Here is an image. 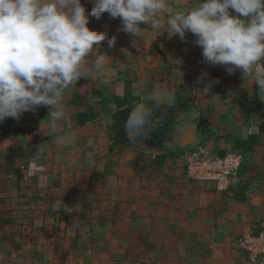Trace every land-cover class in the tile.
I'll use <instances>...</instances> for the list:
<instances>
[{
	"label": "crops",
	"instance_id": "1",
	"mask_svg": "<svg viewBox=\"0 0 264 264\" xmlns=\"http://www.w3.org/2000/svg\"><path fill=\"white\" fill-rule=\"evenodd\" d=\"M199 2L168 0L157 19L165 24ZM81 4L87 13L94 0ZM120 26L107 12L89 17V29L115 37V44L110 48L106 38L94 45L88 59L104 53L105 67L69 87L61 131H48L50 106L10 118L0 140V218L6 227L15 222L13 231L3 225L0 232L11 245L8 264H264L249 261L237 244L264 226V95L250 75L204 63L190 32L182 41L169 37L166 25L146 28L134 48ZM202 72L214 82L209 93L196 83ZM156 89L184 106L174 111L161 146L114 142L113 112ZM190 127L194 143L182 146ZM65 132L75 138L69 147L58 142ZM198 144L220 156L242 153L239 181L217 190L212 180L188 178L185 154ZM60 199L79 202L84 212H58Z\"/></svg>",
	"mask_w": 264,
	"mask_h": 264
},
{
	"label": "clouds",
	"instance_id": "2",
	"mask_svg": "<svg viewBox=\"0 0 264 264\" xmlns=\"http://www.w3.org/2000/svg\"><path fill=\"white\" fill-rule=\"evenodd\" d=\"M168 7V0H94L86 13L81 0H0V122L50 106L48 131L62 130V123L69 119L65 103L69 87L76 88L78 80L105 67L108 56L104 53L88 59L94 45L100 46L107 38V33L89 29V17L99 20L105 12L120 19L118 30L132 37L134 48L145 39L146 28L166 25L169 37L176 35L182 41L190 32L204 63L223 65L229 75L236 70L244 77L250 75L257 94L264 95V0H200L192 9L175 11L161 24L157 15L166 13ZM107 44L113 47L115 37L107 38ZM207 75L202 72L196 83L202 86L201 92L209 93L214 82ZM86 99L92 102L94 98ZM173 101L166 89L141 97L123 124L129 143L147 136L159 123L156 111ZM74 139L65 132L58 142L69 147ZM61 208L65 214L84 212L79 202L69 206L60 199L57 211ZM86 233L80 230L81 240L87 239Z\"/></svg>",
	"mask_w": 264,
	"mask_h": 264
},
{
	"label": "built area",
	"instance_id": "3",
	"mask_svg": "<svg viewBox=\"0 0 264 264\" xmlns=\"http://www.w3.org/2000/svg\"><path fill=\"white\" fill-rule=\"evenodd\" d=\"M185 156L186 175L192 180H212L217 190H225L240 179L243 154L238 151H229L220 156L198 144L189 149ZM237 244L249 261L260 262L264 258V226L252 229L238 239Z\"/></svg>",
	"mask_w": 264,
	"mask_h": 264
},
{
	"label": "trees",
	"instance_id": "4",
	"mask_svg": "<svg viewBox=\"0 0 264 264\" xmlns=\"http://www.w3.org/2000/svg\"><path fill=\"white\" fill-rule=\"evenodd\" d=\"M135 103L123 106L113 112L110 130L114 142L123 144L125 146H131L137 142H143L149 145L160 147L164 141V138L171 133V128L174 121V111L183 109L184 106L174 103L171 106H163L162 108L158 109L156 111V117L159 120L157 126L149 131L147 136L139 139L136 143H129L123 131V124ZM10 122V118H6L3 122H0V140L6 137L9 133Z\"/></svg>",
	"mask_w": 264,
	"mask_h": 264
},
{
	"label": "rangeland",
	"instance_id": "5",
	"mask_svg": "<svg viewBox=\"0 0 264 264\" xmlns=\"http://www.w3.org/2000/svg\"><path fill=\"white\" fill-rule=\"evenodd\" d=\"M3 210H6V209H0V212H3ZM9 210H12V209H9ZM13 215L14 216L11 217V218L16 219V217H15L16 213L15 212L13 213ZM20 215L23 218V214L21 213ZM0 216H1V214H0ZM18 218H20V217H18ZM6 224L7 223L2 224V220L0 218V232L5 231V230L6 231H9V230L13 231V229H14L13 224H15V222H12V221L9 222L10 225L8 224L7 227H6ZM3 225L5 226V230H4V226ZM10 249H11V245L8 246V244H3L0 241V264H8L10 262V257H9Z\"/></svg>",
	"mask_w": 264,
	"mask_h": 264
},
{
	"label": "water",
	"instance_id": "6",
	"mask_svg": "<svg viewBox=\"0 0 264 264\" xmlns=\"http://www.w3.org/2000/svg\"><path fill=\"white\" fill-rule=\"evenodd\" d=\"M192 143H194V139H193V136H192V127H190L183 134L181 145L182 146H186V145H189V144H192Z\"/></svg>",
	"mask_w": 264,
	"mask_h": 264
}]
</instances>
